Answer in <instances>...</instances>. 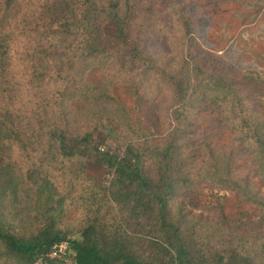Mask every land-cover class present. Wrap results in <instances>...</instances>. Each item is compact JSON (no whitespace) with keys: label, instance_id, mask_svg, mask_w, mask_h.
<instances>
[{"label":"trees","instance_id":"obj_1","mask_svg":"<svg viewBox=\"0 0 264 264\" xmlns=\"http://www.w3.org/2000/svg\"><path fill=\"white\" fill-rule=\"evenodd\" d=\"M142 1L0 0V151L28 134L52 142L55 163L76 164L65 207L91 213L77 237L55 216L33 232L0 220V264H64L49 257L61 242L73 264H264V73L231 46L264 24V0H195L179 17L177 74L138 46ZM126 58L128 76L107 74ZM150 70L173 95L170 133L141 89ZM102 121L122 150L100 149ZM239 155L257 180L236 172ZM88 162L107 182L86 175ZM208 188L228 194L208 205Z\"/></svg>","mask_w":264,"mask_h":264},{"label":"rangeland","instance_id":"obj_2","mask_svg":"<svg viewBox=\"0 0 264 264\" xmlns=\"http://www.w3.org/2000/svg\"><path fill=\"white\" fill-rule=\"evenodd\" d=\"M194 2L195 0H143L140 5L134 29L136 41L145 55L167 73L177 74L179 64L186 56L182 47L183 30L179 17H186ZM247 2L248 5H243L245 8L256 3V0ZM241 37L246 44L234 41L231 42L232 48L242 54L241 61L246 70L254 69L263 74L264 24L253 23L243 31ZM108 68L107 74L110 75L118 69L120 73L117 77H124V74L128 76L131 72V64L127 58L115 59ZM140 83L142 91L155 102L161 128L170 133L175 106L171 89L160 79L159 72L154 70L141 73ZM27 91L22 90L26 100L29 99ZM27 136L28 139H17L10 149L0 151V220L12 224L22 232H33L41 221L55 216L58 225L66 229L70 237H77L88 223L91 213L83 206L69 205V209L68 206L65 207L69 204L65 195L78 189L72 178L76 164L63 166L62 163H55L54 159L58 161V158L52 142L34 141V137L29 134ZM94 140L100 144L101 149L122 150L124 147V141L104 121L94 132ZM237 164L238 174L248 173L253 180H257L251 163L244 155L238 156ZM85 173L99 183L108 180L106 168L93 162L86 164ZM205 191V203L208 205L213 204L216 198L228 194L209 188ZM63 263L73 264V259L70 257Z\"/></svg>","mask_w":264,"mask_h":264},{"label":"built area","instance_id":"obj_3","mask_svg":"<svg viewBox=\"0 0 264 264\" xmlns=\"http://www.w3.org/2000/svg\"><path fill=\"white\" fill-rule=\"evenodd\" d=\"M49 257L66 262L70 257L73 259V252L67 242H61L51 247Z\"/></svg>","mask_w":264,"mask_h":264}]
</instances>
